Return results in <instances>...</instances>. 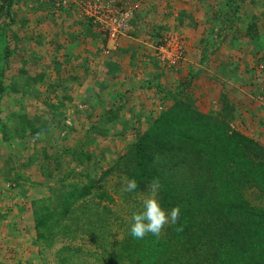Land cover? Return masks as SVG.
Masks as SVG:
<instances>
[{
    "label": "rangeland",
    "instance_id": "rangeland-1",
    "mask_svg": "<svg viewBox=\"0 0 264 264\" xmlns=\"http://www.w3.org/2000/svg\"><path fill=\"white\" fill-rule=\"evenodd\" d=\"M159 1L172 2L168 8L177 9L178 0ZM193 1L194 8L187 9L192 19L179 11L176 23L189 20L187 25L201 30L193 25L194 16H199L197 25L200 22L205 31L210 29L211 14L221 0ZM144 2L140 0V8ZM69 13H58L65 23H60L61 34L52 32L58 23L49 6L37 0H12L9 10L0 13L11 52L4 64L5 91L0 98L4 128L0 130V223L10 222L12 232L20 235L27 217L34 221L53 215L40 231L43 235L37 239L35 233L25 249L21 246L25 238L13 237L16 249L22 247L16 254L26 258L25 264H102L116 252L129 235L128 217L149 184L133 193L122 191L129 178L124 156L153 119L173 104L156 89L158 85L169 89L168 85L148 82L150 86L145 83L136 89L124 81V73L120 77L119 66L108 70L114 54L104 53L105 38L97 31L94 36L87 22ZM238 13L241 19L230 31L236 37L255 18L264 32V0L244 1ZM172 16L169 13L170 23ZM170 23L159 26L154 37L174 34L186 46L185 34L178 24ZM257 62L253 74L260 78L264 58ZM167 70L177 73L179 68ZM236 124L232 118L229 126ZM88 133V144L79 147ZM91 182L111 200L99 199L94 190L62 219L64 195ZM246 196L252 205L264 208L263 193L249 189Z\"/></svg>",
    "mask_w": 264,
    "mask_h": 264
},
{
    "label": "trees",
    "instance_id": "trees-1",
    "mask_svg": "<svg viewBox=\"0 0 264 264\" xmlns=\"http://www.w3.org/2000/svg\"><path fill=\"white\" fill-rule=\"evenodd\" d=\"M244 1L221 0L216 5L207 38L201 41L202 64L237 28ZM11 4L12 0H0V13L8 11ZM1 21L0 98L5 91L4 64L11 54L6 24ZM256 30L255 18L246 26V37L251 38ZM115 68L114 63L108 65V70ZM197 73L190 72L187 81L174 90L157 87L173 104L153 119L124 156L128 177L137 180L138 188L158 179L162 205L166 209L179 205L181 216L158 238L148 234L138 240L129 234L102 264H264V208L252 205L246 196L249 189L264 194V147L231 129L226 118L232 116L233 108L225 94L220 96L218 116L201 113L182 98ZM116 112L110 116L115 117ZM89 139L88 133L79 147ZM94 190L98 189L91 182L68 191L59 212L62 219ZM98 197L111 200L99 190ZM52 218L46 214L34 219L37 239Z\"/></svg>",
    "mask_w": 264,
    "mask_h": 264
},
{
    "label": "crops",
    "instance_id": "crops-1",
    "mask_svg": "<svg viewBox=\"0 0 264 264\" xmlns=\"http://www.w3.org/2000/svg\"><path fill=\"white\" fill-rule=\"evenodd\" d=\"M159 2L161 3L159 0H145L143 7L130 23V30L125 36L119 38L111 49L109 54H114L112 61L116 67L119 66L120 77L123 78L124 75V81L129 82L133 86H131L132 88L142 89L145 83L146 86H150L151 84L148 82H156V84L160 83L170 87L165 89L158 85L156 89L160 87L170 91L186 82L190 72H199L191 78L190 85L183 92L182 98L187 99L191 106L201 113L218 115L222 110L220 96L222 93L225 94L228 104L233 108L232 116L226 118V121L230 125V120L233 118V122L239 124H236L235 127L231 126L235 131L252 138L264 147V71L260 74V78L254 77L253 74L258 68L259 57L264 58V32L258 26L256 33L251 38L246 37L245 32L237 37L236 34L230 32L224 43L210 55L208 62L202 64L200 61L203 51L201 41L207 38L209 29L205 31L202 28L199 16H194L200 22L197 25L198 21L194 19L193 25L197 28L201 27V30L193 29L187 25L189 20L183 23L181 21V24L176 23L180 20L178 18L179 11H183L187 17L192 19L193 13L191 15L187 9L194 8L193 5L196 1L178 0L177 9L174 11L173 7L168 8L174 3L160 4ZM173 2L176 3L175 0ZM162 7L164 9L160 10ZM169 13H174L171 23L167 21ZM53 15L54 22L58 24L54 26L52 32L61 34L64 31L63 26L60 25V23L62 24V15L54 13ZM176 18L178 19L174 21ZM166 22L178 24V28L186 38L185 57L180 62L177 73L161 69L153 56V46L163 37L160 36V40H157L154 37L155 32L159 26L165 25ZM132 24L134 25L132 26ZM90 30L93 35L97 34L93 28ZM79 31L81 30H76L77 33ZM85 33L87 32L85 31ZM262 64L264 65V63ZM254 68L255 70H253ZM9 223L7 222L5 225L4 222L0 223V264H25L26 258L16 254L22 247L19 245L16 249L13 237L16 240L18 236L25 238L24 244L21 245H24L23 249H25L30 239L35 235L34 221L27 217L25 225L21 227L23 229L18 231L21 233L20 235L12 232V225ZM12 241H14L13 244Z\"/></svg>",
    "mask_w": 264,
    "mask_h": 264
},
{
    "label": "built area",
    "instance_id": "built-area-1",
    "mask_svg": "<svg viewBox=\"0 0 264 264\" xmlns=\"http://www.w3.org/2000/svg\"><path fill=\"white\" fill-rule=\"evenodd\" d=\"M49 6L52 13H73L105 38L104 53L109 54L119 38L125 36L140 10V0H37ZM110 45V46H109ZM184 41L167 34L153 46V56L161 68L176 70L184 59Z\"/></svg>",
    "mask_w": 264,
    "mask_h": 264
},
{
    "label": "clouds",
    "instance_id": "clouds-1",
    "mask_svg": "<svg viewBox=\"0 0 264 264\" xmlns=\"http://www.w3.org/2000/svg\"><path fill=\"white\" fill-rule=\"evenodd\" d=\"M147 187V193L140 199L139 206L134 208L128 217L129 234L138 240L143 239L148 234L158 238L165 226L176 225L181 216L179 205L167 209L162 205L159 199L162 186L158 179H153ZM137 188V180L130 177L126 179L122 191L133 193Z\"/></svg>",
    "mask_w": 264,
    "mask_h": 264
}]
</instances>
